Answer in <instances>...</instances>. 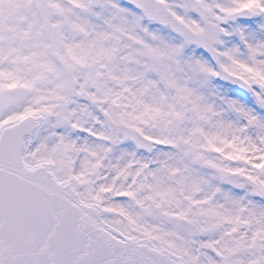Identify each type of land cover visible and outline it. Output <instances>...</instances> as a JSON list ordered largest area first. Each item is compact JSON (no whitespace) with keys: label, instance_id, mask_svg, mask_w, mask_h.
<instances>
[{"label":"snow or ice","instance_id":"6c2138e0","mask_svg":"<svg viewBox=\"0 0 264 264\" xmlns=\"http://www.w3.org/2000/svg\"><path fill=\"white\" fill-rule=\"evenodd\" d=\"M0 264H264V0H0Z\"/></svg>","mask_w":264,"mask_h":264}]
</instances>
